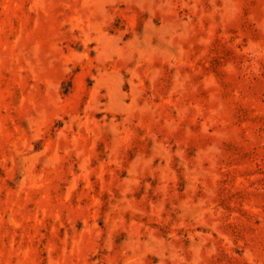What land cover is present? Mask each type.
I'll return each mask as SVG.
<instances>
[{"label":"rangeland","instance_id":"rangeland-1","mask_svg":"<svg viewBox=\"0 0 264 264\" xmlns=\"http://www.w3.org/2000/svg\"><path fill=\"white\" fill-rule=\"evenodd\" d=\"M0 264H264V0H0Z\"/></svg>","mask_w":264,"mask_h":264}]
</instances>
